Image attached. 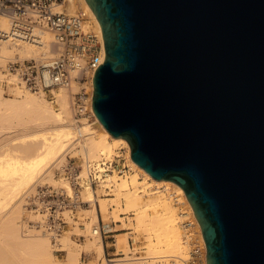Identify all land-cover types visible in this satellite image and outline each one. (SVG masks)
Here are the masks:
<instances>
[{
	"label": "water",
	"instance_id": "obj_1",
	"mask_svg": "<svg viewBox=\"0 0 264 264\" xmlns=\"http://www.w3.org/2000/svg\"><path fill=\"white\" fill-rule=\"evenodd\" d=\"M87 2L100 123L184 189L207 264H264V0Z\"/></svg>",
	"mask_w": 264,
	"mask_h": 264
},
{
	"label": "bare ground",
	"instance_id": "obj_2",
	"mask_svg": "<svg viewBox=\"0 0 264 264\" xmlns=\"http://www.w3.org/2000/svg\"><path fill=\"white\" fill-rule=\"evenodd\" d=\"M81 1L86 9L85 12L92 18L91 22H93L94 29L97 31L100 43L104 46L100 21L87 0ZM75 8L76 1L69 0L66 4V9L74 12ZM91 22L87 21L84 29L90 28L92 26ZM54 41V32L48 28L39 26L32 27L29 33L24 31L14 33L12 20L6 15H0V62L4 60L5 63V60L12 59L15 54H18L20 58L51 57L57 53ZM13 81H17L14 75L10 77V82ZM8 86L20 98L4 96L2 86H0V111L11 114L24 109L31 116L29 119L24 118V122L20 121L22 124L19 123L20 125L18 126H8V129L13 132L19 130L17 133H20L21 130L22 134L20 133V135L15 137L7 135L0 139V148L3 149V152L0 154V200L2 199L0 202L4 198H6L5 200L9 199V202L6 201L4 203H9L10 205L11 201L14 202H12L9 212H5L7 213V217L0 216L1 230L3 228V231L9 232L6 235L7 237L10 236L19 245L20 249H23L22 251L27 254L31 253V255L29 254L30 256L34 254L37 264H58V259L52 252L49 237L42 235L43 233L31 234L25 237V235L23 236L20 233V223H18L17 219H20L22 214V195L29 189L35 188L33 186L37 182L39 183V181L44 180L46 177H53L52 172L50 173L52 167L62 163L61 161L66 157V152L80 147L77 151L84 154V158H98L102 154L112 155L114 148L122 145L127 149V156L130 158L131 164L136 171L128 178H121L114 185L115 187H112L113 192L111 193V197L98 198L96 190L89 186L85 187L83 192L85 200L91 201V205L83 210L87 211V213L89 212L95 221L100 222L101 219H104L103 214L108 211V199H111L118 205L123 202V210L135 211L136 229L139 231L143 230L147 234L148 250L146 251H148V254L130 258H105V242L103 240V231L99 230V227H102L100 223L98 226L90 227L92 232L88 227L89 231L93 234V239L89 240L91 242H89V246L97 253V257L103 260L102 264H159L161 261H167L168 263L164 264H170L169 260H173L171 257H188L187 247L179 227L182 213L185 211L182 210L177 215L176 209L170 204V200H167L168 198L164 199V196L162 197L157 194V189L153 190L152 188L155 184L171 186L173 191L181 196L180 199L187 204L188 212L196 217L184 189L178 183L166 179L158 180L134 162L131 158V147L127 140L125 138H115L109 134L95 113L92 122L89 120L85 121L84 131L89 135L86 137L85 143L79 145L76 141V128L66 91L61 90L58 94L60 107V111L58 112L53 109L43 95L29 89L20 88L17 84H9ZM80 87V83H74L72 89L73 91H77ZM90 90L93 92V85H90ZM93 125H96L100 129L99 133L95 131L94 127L92 128ZM83 173L85 175V168L83 169ZM112 178L113 174L107 175V178L101 182V185L105 187L108 185L106 181L112 180ZM56 183H59V181ZM146 195L148 198L145 197ZM170 199L172 200V198ZM7 205L5 206L4 204L5 207ZM100 213L103 217H101ZM117 220L119 219L117 218ZM198 224L202 233L199 221ZM109 227L108 223H104V230L106 232L113 230V228ZM70 234L64 233V236L57 238L66 247V264H81L80 255L83 253V250L87 249L84 248V245L82 247L81 244L74 243ZM9 239L6 240L9 241ZM115 244L118 247L116 253L121 252V254H124L126 252V248H124L126 245L125 239L117 241ZM0 246L3 247V243L2 245L0 243ZM22 251L21 253L23 254L24 252ZM6 253L0 252V264L26 263V261L23 262L21 260H18V262L13 255H11V257L13 256L11 258L5 255ZM10 253L8 254L10 255ZM32 257H30V260L33 259ZM158 257H162L163 259H158ZM30 260L29 262L27 261V264H30ZM174 261L178 262L176 259ZM31 264H35L34 259L33 262L31 261Z\"/></svg>",
	"mask_w": 264,
	"mask_h": 264
},
{
	"label": "built area",
	"instance_id": "obj_3",
	"mask_svg": "<svg viewBox=\"0 0 264 264\" xmlns=\"http://www.w3.org/2000/svg\"><path fill=\"white\" fill-rule=\"evenodd\" d=\"M68 2L69 0H0V14L12 20L14 33H29L35 26L48 28L55 34L54 43L57 49V53L51 57L9 60L2 70L6 77L5 85L17 84L43 95L58 112V94L61 90L66 91L76 128V141L83 145L89 135L84 131L85 121L94 120L93 92L87 88L93 85L94 72L104 61L105 49L97 33L84 29L86 12L68 11L64 6ZM11 75L16 77V82H10L8 76ZM74 83H80L79 90L73 91ZM125 151L124 148V151L112 157L102 154L98 158H84L85 175L82 167L69 156L55 170V176L61 184H40L26 196V206L41 215L29 226L56 241L65 231L68 216L82 206L91 205V201L82 198V188H96L107 175L116 172L123 176L132 170ZM106 182L108 185L104 189L109 190V193L113 181ZM170 193V198L182 203L177 192ZM183 210V220H180L179 225L189 247L188 257H171L173 260L169 263L207 264L206 243L198 220L188 209ZM99 230L103 234L106 232L103 226ZM164 263L161 261L159 264Z\"/></svg>",
	"mask_w": 264,
	"mask_h": 264
},
{
	"label": "rangeland",
	"instance_id": "obj_4",
	"mask_svg": "<svg viewBox=\"0 0 264 264\" xmlns=\"http://www.w3.org/2000/svg\"><path fill=\"white\" fill-rule=\"evenodd\" d=\"M75 1H76L75 12L86 11V9H85V7H84V5H83L81 0H75ZM66 4H64L65 8H66ZM87 21H89V22L92 21V18L89 16L88 13H86V22ZM90 24L92 26L90 28H88L87 30H89L91 32H94V33H97V31H95V29H94L93 22H91ZM54 48H55V46H54ZM14 58L15 59H21V60L22 59H28V58H20L18 54H15L12 59L5 60V63H4V60H2L0 62V72H1L0 73V78L2 77L1 80H0V86H2L1 88L3 89V95L4 96L10 97V98H18L19 99L20 97L17 96L9 88V86L5 85L4 81H5L6 77H5L4 72L2 70L5 67L4 65L9 60H13ZM11 76H8V78L10 79ZM19 87L22 88L21 86H19ZM87 90L90 91V87H88ZM53 109H54V107H53ZM27 113H28V111L24 110V109L23 110L21 109V111L19 110V112L15 111V112H13L11 114L10 113L8 114V112L4 113V111L3 112L0 111V139H2V137H5L7 135H11L10 137H15V136L20 135V133L22 134L21 130H20V133H17V132H19V130H16V132H13L10 129H8L9 128L8 126H12V125L13 126L17 125L18 126V125L22 124V122H24V118L29 119L30 116H31L30 113H29L30 115L27 114ZM21 118H23V119H21ZM20 121H22V122L20 123ZM93 127H94L95 131H97V133L100 132V129L96 125L95 126L93 125L92 128ZM79 148L80 147H78L77 149H79ZM124 148H125L124 146L118 145L117 147L114 148V152L110 156L112 157V156L118 154L120 151H124ZM77 149L75 148L73 150H70V151L66 152L65 153L66 157L61 162L62 163L65 162L66 159H69V156H72L73 157L72 159L75 160L76 163L82 167V171H83V169L85 168V164H84L85 155L82 154L81 152H78ZM2 150L3 149L0 148V154L3 152ZM125 150H126L125 153H126V156H127V149L125 148ZM127 158H128L129 164L131 165L132 170L127 172L122 177H120V175H118L115 172L113 174V178H112V181L115 178V180L113 181V186H112L113 188L115 187L114 185L121 178L122 179L123 178H128L132 173H134L136 171L135 168L132 166L131 161H130L128 156H127ZM62 163H60V164H58L56 166L54 165V167H52L50 173L52 172L51 174H52L53 177H51V178L50 177L49 178L46 177L48 179L45 178L44 180L39 181V183L37 182L33 187L36 188L38 185L44 184V183H51V184H55V185L61 184V181L58 179L57 176H55V170ZM58 181H59V183H56ZM153 186H152L153 190H156V189L158 190L157 194L161 195L162 197L164 196L163 197L164 199L168 198L167 200H170V202H171L170 204L176 209V214L177 215H179V213L183 209H188L187 204L185 202H183L181 199H179V201H181L182 203H178L174 199H172V200L170 199V197H169L170 194L169 193L171 191H173L171 186H165V184H158V185L155 184ZM112 187H111L109 193L107 192L109 190H105L104 186H102V185H99L98 187L93 188V189L96 190V196L98 198L111 197L112 196L111 193L113 192ZM35 188L29 189L21 197V200H22L21 201L22 214H21L20 219H17V220H18V223H20V225H19L20 226V233L23 234V236L25 235V237L28 236V235H31V234H36V233L37 234H42L43 233L40 230H36L35 228H31L29 226V225L32 224L33 221L39 219L40 216H41L38 213H36L35 211L31 210L30 207L26 206V199L25 198H26L27 195L32 193L35 190ZM166 188H169V189H166ZM83 192H84V188H82L81 194H82V198L85 199V194ZM145 197L148 198L147 195ZM5 199L6 198H4V200ZM4 200L2 201L3 205H2V202H0V216L1 217L2 216H6L7 217V213H5V212H9V210L11 208L10 206H12V202H13V201H11V204L9 205V203H4L6 201L9 202V199L5 200V201ZM107 203H108V211H106L103 214V216H104L103 221H102V219H101L100 222L95 221L93 219V217L90 215L89 212L87 213V211L83 210L86 207H90L89 205L82 206V208H79L77 210V212H74L73 214H70V216H68V224L65 227V231L62 233V235L60 237L64 236V233L65 234L71 233L70 237L74 241V243H77V244L79 243V244L82 245V247L84 245V248H86L87 250H83V253L80 255L81 264H102V262H103L102 259H99L97 257V253L94 251V249L91 246H89V244L91 243L90 241L93 239V234L91 233L92 231H91L90 227L98 226L99 223L101 224V226H103V228H104V223L105 224L108 223L110 225L109 228H111V229L113 228V230L107 231V232H105L103 234V240L105 242V256H104L105 258H116V257H128V258H130V257L143 256L145 254L146 255L148 254V251H146V250H148V247H147V244H148L147 234L143 230L139 231V230L136 229V220H135V214H134L135 211L134 210H129V211L123 210V208H122L123 207V202H121V204L118 205L117 203H115L111 199H108ZM4 204H5V206H6V204H8L7 207H5ZM4 209H5V211H3ZM37 214H38V217H37ZM6 217H4V218H6ZM4 218H2V219H4ZM117 218L119 220H117ZM181 219L183 220V218H181ZM88 227L90 228L91 232L89 231ZM179 227H180V230L182 231V236H183V230H182L180 225H179ZM31 229H33V230L30 232ZM3 230L4 229L2 228V230H1V227H0V243H1V245L3 243V247L0 246V252L1 251H2V253L7 252L5 255H8L10 257H11V255H13L14 258L17 261L18 260H21L23 262L26 261L25 264H27V261L29 262L30 257L33 256L32 258L34 259L35 264H37V261L35 259V255L33 254L32 256H30L31 253H29L30 251L28 249L27 250L29 251L28 253L30 255L27 254L26 252L22 251L23 249H20L19 245H17L16 242L14 240H12L10 236H8V237L6 236V235H8L9 232H6V230L5 231H3ZM125 233H127V234H125ZM42 235H45L46 237H49L48 235H46L44 233ZM9 237H10V239H9ZM6 239L7 240L9 239V241H7ZM48 239H49V241H50V243L52 245L51 246L52 250H53L52 252L56 255V258L58 259V262H59L58 264H66V262H67L66 261V258H67L66 247L63 246V244L61 243L60 239H56V241H53L50 238H48ZM124 239L126 240V245L124 247V248H126V252L124 254H121V252L116 253L118 247H117V245L115 243L117 241L119 242V241L124 240ZM153 239H154V237H153ZM183 239H184V236H183ZM10 240L13 241V242H11ZM186 247H187V251H189V247L187 245H186ZM21 251L24 252V253L22 254ZM8 253H10V255ZM23 258H25L26 260L23 259ZM160 258L158 257V259H160ZM33 259L30 260V264H31V261L33 262ZM165 263H168V262L166 261ZM121 264H128V263H121Z\"/></svg>",
	"mask_w": 264,
	"mask_h": 264
}]
</instances>
